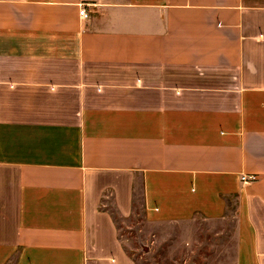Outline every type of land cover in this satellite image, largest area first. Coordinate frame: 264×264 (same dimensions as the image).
<instances>
[{"label": "crops", "instance_id": "0c3cea01", "mask_svg": "<svg viewBox=\"0 0 264 264\" xmlns=\"http://www.w3.org/2000/svg\"><path fill=\"white\" fill-rule=\"evenodd\" d=\"M138 187L166 222L235 200L264 264V0H0V264H135Z\"/></svg>", "mask_w": 264, "mask_h": 264}, {"label": "rangeland", "instance_id": "374dc122", "mask_svg": "<svg viewBox=\"0 0 264 264\" xmlns=\"http://www.w3.org/2000/svg\"><path fill=\"white\" fill-rule=\"evenodd\" d=\"M141 194L139 189L132 217L117 216L124 250L135 264H240L250 260V243L240 241L238 235L235 200L230 202L224 219H208L197 214L188 220L166 222L158 214L148 213ZM182 216L185 215L178 217Z\"/></svg>", "mask_w": 264, "mask_h": 264}, {"label": "built area", "instance_id": "2783aa9c", "mask_svg": "<svg viewBox=\"0 0 264 264\" xmlns=\"http://www.w3.org/2000/svg\"><path fill=\"white\" fill-rule=\"evenodd\" d=\"M80 16L83 18V19H87V18H89V14H88V12H87V9H86V7H81V9H80ZM254 179V177L253 176H248V177H244V181H251V180H253Z\"/></svg>", "mask_w": 264, "mask_h": 264}]
</instances>
